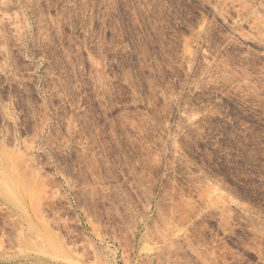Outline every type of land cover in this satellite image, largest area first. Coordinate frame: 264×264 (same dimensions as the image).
Segmentation results:
<instances>
[{
	"label": "rangeland",
	"instance_id": "obj_1",
	"mask_svg": "<svg viewBox=\"0 0 264 264\" xmlns=\"http://www.w3.org/2000/svg\"><path fill=\"white\" fill-rule=\"evenodd\" d=\"M0 264H264V0H0Z\"/></svg>",
	"mask_w": 264,
	"mask_h": 264
}]
</instances>
